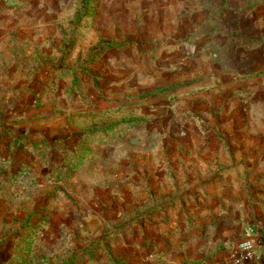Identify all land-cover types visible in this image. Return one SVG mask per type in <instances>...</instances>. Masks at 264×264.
Wrapping results in <instances>:
<instances>
[{
	"label": "rangeland",
	"instance_id": "374dc122",
	"mask_svg": "<svg viewBox=\"0 0 264 264\" xmlns=\"http://www.w3.org/2000/svg\"><path fill=\"white\" fill-rule=\"evenodd\" d=\"M157 1L0 0V264H264L238 248H264L259 137L229 112L252 67Z\"/></svg>",
	"mask_w": 264,
	"mask_h": 264
},
{
	"label": "crops",
	"instance_id": "0c3cea01",
	"mask_svg": "<svg viewBox=\"0 0 264 264\" xmlns=\"http://www.w3.org/2000/svg\"><path fill=\"white\" fill-rule=\"evenodd\" d=\"M210 1L214 3V6H218V13L220 16L215 15V13L198 15L201 18L200 22H197L198 24L194 20L195 12L199 8V6L196 7L195 0H158V8H155V11L151 12V14H154L155 16L154 18L156 19L157 27H160L161 31L165 34H172L173 39H176L177 42L187 34L195 35V33H197L199 35L209 36V34L214 32L218 39L217 47H232L236 51L234 57L236 65H245L247 68L252 67V69L249 68V74L251 76L246 79V81L253 82L252 89L250 90L254 93L251 95L252 99L250 106L247 105L244 107L243 105H237V108L232 109L235 107L233 105L236 103L234 104V102H230V105L232 106L229 107V112L231 116L233 114L235 115L234 121L232 122L236 130L247 132L252 131V136L259 137V140L257 138L255 141L253 139L247 141L244 138V146L246 149L251 147L252 155L255 156L254 158L260 163H264V121H261V117H258L259 115H263L264 111L260 112L259 104H255V99H257V97H260V99L264 98V73L258 74L255 72L259 67L264 68V0ZM210 1L204 0L201 2V5L203 7L205 5L207 8L211 9L212 5H210ZM131 10H135V7L130 6L129 11L131 12ZM146 12L147 10H145V13ZM230 12L234 13L233 19L236 22L235 30L237 35L234 38V43L230 42V40H224L228 36L223 35V37H220L222 35L220 33L224 32V25L221 23L224 22L225 25H229V23L226 22V13ZM223 13L224 15L222 16ZM145 15L148 16L147 14ZM167 19H170V21H167ZM215 20L218 21V24H215ZM168 27L170 30L165 32ZM227 27L229 26H226L225 28ZM229 29L232 30L230 27ZM226 33L230 34L229 32ZM245 71H247V69ZM240 84H243V79L240 81ZM254 95H256L255 98ZM227 96L232 95L227 93ZM237 101L238 99H236V102ZM255 114L256 118H254ZM248 119L251 121H248ZM260 188V190H257V193L264 194V184H262ZM262 236L263 235L260 233L255 239H261ZM187 247L191 249V245H186L187 253H199V251L196 250L190 252Z\"/></svg>",
	"mask_w": 264,
	"mask_h": 264
},
{
	"label": "built area",
	"instance_id": "2783aa9c",
	"mask_svg": "<svg viewBox=\"0 0 264 264\" xmlns=\"http://www.w3.org/2000/svg\"><path fill=\"white\" fill-rule=\"evenodd\" d=\"M260 247L261 242L254 238L241 241L238 248L239 252L244 253V255L242 256V260H257L260 256H262L260 253H264V248L261 252H259Z\"/></svg>",
	"mask_w": 264,
	"mask_h": 264
}]
</instances>
